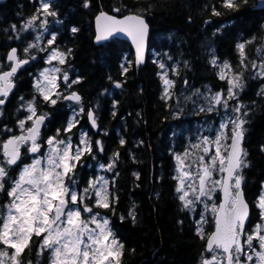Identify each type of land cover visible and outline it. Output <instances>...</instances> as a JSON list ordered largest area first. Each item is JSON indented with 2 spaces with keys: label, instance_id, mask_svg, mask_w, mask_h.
I'll return each mask as SVG.
<instances>
[{
  "label": "snow or ice",
  "instance_id": "1",
  "mask_svg": "<svg viewBox=\"0 0 264 264\" xmlns=\"http://www.w3.org/2000/svg\"><path fill=\"white\" fill-rule=\"evenodd\" d=\"M29 3L30 14L0 21V264H125L137 250L120 228L144 221L143 201L134 194L146 192L156 213L162 197L157 186L164 187L166 178L177 231L183 233L187 222L200 242L196 264H264V179L251 199L247 193L255 166L249 137L255 115L264 112V24L234 37L230 56L217 48L249 0L198 5L207 13L203 64L215 81L199 87L189 73L195 76L200 57L182 48L173 52L174 34L150 49L152 0H77L80 12L92 14L89 39L104 47L124 37L134 50L118 57V72L106 73L109 86L87 101L80 89L86 77L74 63L77 49L66 42L82 32L76 10L64 0ZM254 7L264 11V0ZM186 22L193 23L191 14ZM149 63L159 88L155 106L166 113L158 139L163 137L167 169L162 159L144 156L156 149L139 131L150 121L143 86L134 106L122 105L129 79ZM26 78L29 92L23 94ZM253 83L258 88L250 96ZM105 114L117 121L112 129ZM189 117H199L194 129L183 127L192 124ZM257 153L264 156V138ZM127 164L134 167L122 207L118 181Z\"/></svg>",
  "mask_w": 264,
  "mask_h": 264
},
{
  "label": "trees",
  "instance_id": "2",
  "mask_svg": "<svg viewBox=\"0 0 264 264\" xmlns=\"http://www.w3.org/2000/svg\"><path fill=\"white\" fill-rule=\"evenodd\" d=\"M256 1L249 0L247 8L242 9L238 15L236 25L233 26L234 30L217 41V48L221 55H231L233 38L238 37L242 31L251 30L255 32L261 24H264V11L254 10ZM128 2L140 3L143 0H128ZM202 2L203 0H152L156 8V15L149 21L151 26L150 49L152 51L157 50L158 46L164 43L166 35L174 34L176 36V46L172 47L173 52L177 48H182L185 53H196L200 57V61L195 64V76L189 73L190 81L197 87L203 83L215 82L211 74L204 67V53L200 50V42L203 39L202 21L207 18V13L201 12L198 6ZM64 5L76 10L75 15L82 29L81 34L75 40L71 37H66V42L68 41L69 46L75 44L77 49L74 63L80 73L86 77L80 89L87 101L95 96L100 86H109L105 79L106 73L110 71L115 75L118 72V57L125 54L131 55L132 49L126 42L118 40L107 43L104 47L96 46L93 40L89 39L92 33V28L89 27L92 14L80 12L77 8V0H64ZM32 11L33 8L29 0H9L6 4L0 6V21L4 23L16 21L17 12H21L22 15L26 16ZM189 14L193 16L192 24L186 22ZM2 26L3 24H0V27ZM181 40L186 43L181 44ZM168 43L170 46L172 45V41H168ZM3 51V49H0V54ZM92 60L96 62L93 63ZM140 85L145 90L142 99L150 121L147 129L141 128L139 131L146 132V135L151 138L156 149L154 153L145 152L144 156L148 162L155 161L159 163L162 159L167 169L170 167V162L165 155L163 137L158 139V132L161 130L158 126L162 127L161 118L166 113L159 110L158 106H155L157 104L156 98L159 88L155 76V66L151 63L146 67H142L138 75L129 79L126 86V95L122 99V105L125 104V101H127L128 105L134 106L136 104L137 98L135 92ZM257 88V84H251L249 95H253ZM21 92L23 94L29 92L27 78L21 86ZM189 119L192 120V124H198L199 122V117H189ZM116 123L117 121L107 118L105 114L104 124L109 129H112ZM128 124L129 130L127 134L131 140L134 139L132 136L131 119H129ZM191 125L185 123L183 127L189 128ZM262 138H264V112H257L252 124V132L249 137L250 142L248 143V147L252 152V158L255 161V166L248 173L249 183L247 193L249 199L252 198V194L255 192L259 182L264 179V156H260L257 153V145ZM132 167L134 166L131 164L125 165L118 181L121 189L122 207L125 206L129 182L131 180L130 169ZM146 169L147 164L141 166L142 179H144L145 186L148 184V172ZM157 187L162 192V197L161 202L158 204L159 210L156 213L151 211L146 199V192L137 191L134 194L139 200L143 201L144 221L138 226H133L125 221L124 225L120 228V233L128 247H135L137 250L135 255L125 258V264H196L201 245L194 238L191 231H189L187 222L183 233H179L176 229L175 220L177 212L172 197L171 182L166 178L164 187ZM116 223L119 224V221H116Z\"/></svg>",
  "mask_w": 264,
  "mask_h": 264
},
{
  "label": "water",
  "instance_id": "3",
  "mask_svg": "<svg viewBox=\"0 0 264 264\" xmlns=\"http://www.w3.org/2000/svg\"><path fill=\"white\" fill-rule=\"evenodd\" d=\"M7 1H9V0H0V5L6 4ZM257 4H258V0L256 1V5H257ZM254 10H260V9L254 7ZM150 27H151V26H150ZM150 37H151V32H150ZM117 40H121V41H124V42L130 44V41H129L128 39L124 38V37H119ZM105 43H108V42H104V44H105ZM149 43H150V38H149ZM96 46H100V45H96ZM130 46H131V45H130ZM133 51H134V50H133Z\"/></svg>",
  "mask_w": 264,
  "mask_h": 264
},
{
  "label": "rangeland",
  "instance_id": "4",
  "mask_svg": "<svg viewBox=\"0 0 264 264\" xmlns=\"http://www.w3.org/2000/svg\"><path fill=\"white\" fill-rule=\"evenodd\" d=\"M154 51H156V50H154ZM196 126H197V124L193 123L190 127L194 129Z\"/></svg>",
  "mask_w": 264,
  "mask_h": 264
},
{
  "label": "bare ground",
  "instance_id": "5",
  "mask_svg": "<svg viewBox=\"0 0 264 264\" xmlns=\"http://www.w3.org/2000/svg\"><path fill=\"white\" fill-rule=\"evenodd\" d=\"M84 25V24H83ZM87 25V24H86ZM83 28V27H82ZM186 28V27H185ZM89 29V28H88ZM88 34V33H87ZM73 41V40H72ZM68 42V41H67ZM91 42V41H90ZM90 47V46H89ZM102 57V56H101ZM93 61V60H92ZM100 65V64H99ZM83 71V70H82ZM132 79V78H131ZM135 82V81H134ZM130 83V82H129ZM134 85V84H133ZM132 93V92H131ZM132 128V127H131Z\"/></svg>",
  "mask_w": 264,
  "mask_h": 264
},
{
  "label": "flooded vegetation",
  "instance_id": "6",
  "mask_svg": "<svg viewBox=\"0 0 264 264\" xmlns=\"http://www.w3.org/2000/svg\"><path fill=\"white\" fill-rule=\"evenodd\" d=\"M2 6V5H1Z\"/></svg>",
  "mask_w": 264,
  "mask_h": 264
}]
</instances>
